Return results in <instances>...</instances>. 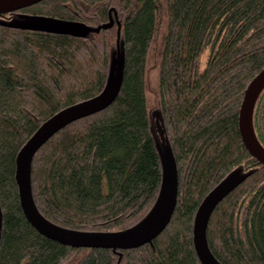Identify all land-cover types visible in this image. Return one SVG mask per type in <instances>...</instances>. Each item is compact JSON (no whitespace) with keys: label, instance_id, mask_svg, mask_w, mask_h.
<instances>
[{"label":"trees","instance_id":"trees-1","mask_svg":"<svg viewBox=\"0 0 264 264\" xmlns=\"http://www.w3.org/2000/svg\"><path fill=\"white\" fill-rule=\"evenodd\" d=\"M16 14L88 30L0 19V264H204L194 243L197 210L237 170L246 179L214 209L208 245L222 264H264V164L239 124L246 89L264 69V0H41L0 17ZM117 51L112 100L61 127L33 156L35 205L73 230L117 233L140 223L163 182L157 118L175 160L177 203L145 244L67 245L26 216L18 154L55 114L105 91ZM151 56L159 68L157 118L147 97ZM253 127L264 147V88Z\"/></svg>","mask_w":264,"mask_h":264},{"label":"water","instance_id":"water-1","mask_svg":"<svg viewBox=\"0 0 264 264\" xmlns=\"http://www.w3.org/2000/svg\"><path fill=\"white\" fill-rule=\"evenodd\" d=\"M41 0H0V15L13 12L35 4ZM57 20V19H56ZM68 27L46 28L41 26H29L31 28H43L52 31L70 32L82 34L86 33L87 28L82 24L68 21L57 20ZM22 25V24H21ZM264 86V69L256 75L246 89L244 100L239 115V124L244 142L250 153L264 164V147L259 142L253 127V106L254 102ZM116 83L108 82L107 88L99 96L70 106L51 117L33 135L27 144L18 154L17 180L21 185V201L24 212L31 223L44 235L58 240L67 245L80 247H114L132 248L148 241L151 237L158 234L170 221L174 211L176 201V182L164 200L163 207L151 226L142 232L130 235H119L116 233L79 231L59 226L46 219L37 209L31 190L30 164L37 150L61 127L82 116L89 115L108 104L115 95ZM157 129L161 141L166 142L165 129L156 119ZM246 174L237 170L224 178L207 195L200 205L194 222V234L196 250L204 264H222L211 252L206 239V230L210 217L216 206L227 196L236 186L246 179ZM2 213L0 209V226Z\"/></svg>","mask_w":264,"mask_h":264},{"label":"rangeland","instance_id":"rangeland-1","mask_svg":"<svg viewBox=\"0 0 264 264\" xmlns=\"http://www.w3.org/2000/svg\"><path fill=\"white\" fill-rule=\"evenodd\" d=\"M22 14H16L11 16H1L0 19L3 21L15 23V24H22V25H29V26H41L46 28H63L70 26L60 23L54 18L50 17H43V16H27ZM88 30V29H87ZM87 30H85L87 32ZM159 49V47H158ZM152 57V56H151ZM118 51L114 55V61L116 68H113L112 73L109 78L110 83L118 82ZM156 56L152 57V61L149 64V70L147 74V97L149 101V106L151 108L152 116L157 118L159 116V81H158V74L159 68L156 64ZM159 151L162 157L163 162V182L159 197L150 210V212L146 215V217L137 225L117 232L116 234L119 235H130L135 234L138 232H142L147 230L154 220L158 217L159 212L161 211L164 200L170 190L173 188L176 182V166L174 156L171 150V147L168 142H161L157 140Z\"/></svg>","mask_w":264,"mask_h":264},{"label":"bare ground","instance_id":"bare-ground-1","mask_svg":"<svg viewBox=\"0 0 264 264\" xmlns=\"http://www.w3.org/2000/svg\"><path fill=\"white\" fill-rule=\"evenodd\" d=\"M17 13H18V12H17ZM26 17H27V16H26ZM28 17H29V16H28ZM21 29H22V28H21ZM262 70H263V69H262ZM262 70H261V71H262ZM261 71H260V72H261ZM260 72H259V73H260ZM259 73H258V74H259ZM258 74H257V75H258ZM250 83H251V82H250ZM250 83H249V84H250ZM248 86H249V85H248ZM263 88H264V86L261 88L260 92H262ZM260 92H259V94H260ZM259 94H258V96H259ZM258 96H257V98H258ZM257 98H256V100H257ZM256 100H255V102H256ZM255 102H254V105H255ZM253 108H254V106H253ZM95 112H96V111H95ZM93 113H94V112H93ZM91 114H92V113H91ZM89 115H90V114H89ZM86 116H87V115H86ZM82 117H85V116H82ZM82 117H81V118H82ZM79 119H80V118H79ZM252 119H253V114H252ZM68 124H69V123H68ZM43 125H44V124H43ZM43 125H42V126H43ZM42 126H41V127H42ZM38 130H39V129H38ZM38 130H37V131H38ZM158 132H159V131H158ZM32 137H33V136H32ZM32 137H31V138H32ZM31 138H30V139H31ZM30 139H29V140H30ZM29 140H28V141H29ZM28 141L26 142V144L28 143ZM24 146H25V145H24ZM24 146H23V147H24ZM161 159H162V158H161ZM17 181H18V180H17ZM18 184H19V183H18ZM19 187H20V194H21V185H20V184H19ZM236 187H237V186H236ZM236 187H235V188H236ZM235 188H234V189H235ZM213 189H214V188H213ZM213 189H212V190H213ZM234 189H233V190H234ZM31 190H32V186H31ZM233 190H232V191H233ZM32 195H33V193H32ZM206 197H207V196H206ZM206 197H205V198H206ZM225 197H226V196H225ZM225 197H224V198H225ZM205 198H204V199H205ZM203 201H204V200H203ZM203 201H202V202H203ZM35 203H36V202H35ZM176 203H177V202L175 201V204H174V205H176ZM201 204H202V203H201ZM201 204H200V205H201ZM199 207H200V206H199ZM198 209H199V208H198ZM197 211H198V210H197ZM195 217H196V216H195ZM194 222H195V221H194ZM206 239H207V230H206ZM146 242H147V241H146ZM146 242H144V243H142V244H145ZM194 243H195V234H194ZM207 243H208V240H207ZM142 244H141V245H142ZM195 247H196V245H195ZM196 251H197V250H196ZM197 253H198V252H197ZM198 256H199V254H198ZM199 257H200V256H199ZM200 259H201V258H200Z\"/></svg>","mask_w":264,"mask_h":264}]
</instances>
